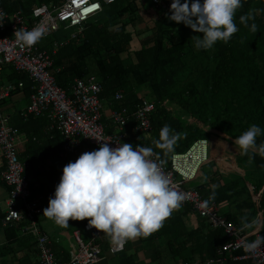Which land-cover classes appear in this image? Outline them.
Listing matches in <instances>:
<instances>
[{
    "label": "trees",
    "instance_id": "trees-1",
    "mask_svg": "<svg viewBox=\"0 0 264 264\" xmlns=\"http://www.w3.org/2000/svg\"><path fill=\"white\" fill-rule=\"evenodd\" d=\"M59 1L0 0V7L9 15L22 12L29 17L37 7ZM136 1L116 0L105 6L86 24L82 35L57 49L50 74L68 95L74 79L89 75L100 81L101 99L108 101L122 90L125 99L114 106L129 110L130 129L136 125L132 116L142 102L140 93L146 90L155 103L150 117L153 130L149 134L128 130L125 145L131 151H153L169 165L173 154L185 153L197 140L208 136L240 146L238 159L250 163L251 173L215 190L207 184L194 189L215 203L231 204L248 196L254 211L247 221L258 214L262 221L260 232L250 237L242 234L247 239L256 234L264 237V0H162L170 6L154 8L158 17L149 29ZM140 24L145 27L137 31ZM147 32L148 36L139 39ZM56 34L39 40L40 46L51 51L53 43L65 42H60ZM8 79L16 86L19 81H28L26 75L13 69ZM31 88V82L23 83L29 97ZM19 119L20 125L15 128L31 134L26 157L39 163L57 159L62 139L56 130L48 131L45 118ZM29 125L30 133L25 130ZM51 195L47 194L48 201ZM189 213L197 215L189 205L179 206L154 220L140 236L142 248L155 250L153 241L162 239L170 256L167 264H207L216 258L217 250L230 238L223 228L212 229L198 215L197 227L188 229L183 217ZM223 216L227 224L240 230L246 224ZM98 243L102 251L107 248V232ZM125 249L118 255H125ZM157 253L161 257V252ZM239 255L241 251H225L223 262L216 264H254L236 260ZM123 263L137 264L131 256L124 257Z\"/></svg>",
    "mask_w": 264,
    "mask_h": 264
},
{
    "label": "built area",
    "instance_id": "built-area-1",
    "mask_svg": "<svg viewBox=\"0 0 264 264\" xmlns=\"http://www.w3.org/2000/svg\"><path fill=\"white\" fill-rule=\"evenodd\" d=\"M116 0H60L58 4L41 5L26 17L22 12L11 15L0 7V75L4 68L11 67L24 74L32 83L29 105L20 112V117L45 118L48 131L56 130L62 146L59 156L63 160L78 154L99 153L103 160L125 171L133 192L111 201L110 216L106 221L97 218L85 220L82 230L88 241L82 239L81 231H75L77 250L68 262L56 256L51 240L38 224L43 214L40 204L42 197L32 199L30 182L25 175L26 164L19 159L17 142L20 131L9 125V118L0 111V157L3 161L1 180L8 188L7 214L2 224L24 222L22 235L34 239L40 264H97L102 259V248L98 243L102 235L108 233V251L119 254L126 247V239L116 229V218L133 209L134 200L143 191L150 189L154 198L147 204L148 215L152 219H161L176 211L179 206L189 205L194 213L204 219L212 229L223 228L230 242L217 250V257L207 264L222 263L225 251H241L236 260H250L254 264H264V237L256 234L247 239L240 229L227 224L221 210L227 203H215L204 199L194 189H185V183L194 181L202 167L208 164L209 141L197 140L183 154H173L168 165L155 152L141 148L129 150L125 142L127 132L144 134L152 132L151 115L155 110L154 100L143 97L133 114L136 123L129 127V110L125 107L115 108L116 102L125 99V93L117 91L110 104L109 123L103 121L104 101L100 98L102 86L97 76L76 78L70 95L61 89L50 74L52 57L57 49L71 40L77 39L85 30L88 21L98 17L105 6ZM146 1L153 8L163 5L162 0H137L143 6ZM74 29L69 39L63 43L55 42L51 51L43 49L39 40L58 33L60 29ZM23 83H8L0 90V102ZM181 177L180 181L176 178Z\"/></svg>",
    "mask_w": 264,
    "mask_h": 264
},
{
    "label": "crops",
    "instance_id": "crops-1",
    "mask_svg": "<svg viewBox=\"0 0 264 264\" xmlns=\"http://www.w3.org/2000/svg\"><path fill=\"white\" fill-rule=\"evenodd\" d=\"M138 8L141 10L143 6L138 5ZM139 26L145 27V24ZM42 48L46 49V46ZM11 70V67L3 69L0 75V90L10 83L8 75ZM29 82L31 81L28 79L21 83L29 84ZM11 83L16 85L15 82ZM140 96L141 98L149 97L146 90H143ZM103 101V121L107 124L113 106L110 100L103 99ZM28 105V93L23 87H17L0 102V111L2 115L9 118V125L15 128L20 121V112ZM30 129V125L25 127L29 133ZM30 137L31 134H26L23 130L20 132L17 151L26 164L25 175L31 185L32 199L42 197L40 204L43 214L38 219V224L41 231L51 240L56 256L68 262L77 250L74 232L81 231L82 235V226L88 218L106 221L110 216L112 199L133 192L135 186L131 184L130 177L125 171L106 163L97 152L91 155L84 153L74 155L67 160L61 159L58 155L57 159L48 158L41 163L35 162L34 158L26 157L25 154ZM32 140L34 141L33 137ZM47 148L50 146L47 145ZM208 150L212 162L202 167L194 180L198 182L196 186L207 184L209 189L215 190L229 180L245 177V174L252 172L250 163L240 162L238 159L239 146L212 136ZM32 160L35 163H31ZM2 171L3 161L0 157V264H40L34 239L21 233L24 222L3 227L2 221L7 214L8 188L1 180ZM47 194H52L50 201L46 197ZM62 196H64L62 200H56ZM154 196L150 189L143 191L134 200L133 209L116 218V229L126 239L125 255L110 254L107 245V248L103 250L101 261L97 264H124L123 259L126 256H131L137 264H167L170 261L162 239L153 241L155 250H145L140 243L141 234L155 223V219L150 218L147 210V204ZM226 203L227 206L221 210V214L246 223L241 226L243 233L250 237L260 232L261 214L247 221V217L254 211L251 206L253 202L248 196H243L231 204ZM183 219L188 229L197 227L199 223L197 215L193 213H189ZM157 252H161V257Z\"/></svg>",
    "mask_w": 264,
    "mask_h": 264
},
{
    "label": "rangeland",
    "instance_id": "rangeland-1",
    "mask_svg": "<svg viewBox=\"0 0 264 264\" xmlns=\"http://www.w3.org/2000/svg\"><path fill=\"white\" fill-rule=\"evenodd\" d=\"M143 3H144L143 8H141L140 14H142V16L144 17L146 24H147V27L149 29L150 27L153 26L152 21L156 20L158 16L154 12V8L150 4H147L146 1H144ZM88 23H90V22L88 21L87 24ZM142 29H144V26H141V27L139 26L136 30L141 31ZM73 32H74V29L65 30V29L61 28L60 31L56 35L58 36L59 41L62 42V41L69 39L71 33H73ZM149 34H150V32H147L146 34L140 36L139 39H143L144 37L148 36ZM212 136L207 137L208 141H210L212 139ZM239 148H241V147L239 146ZM176 180L180 181L181 177H177ZM196 184H198L197 181H191L189 183H185L182 187L185 189H191V188L195 187ZM83 235H85L86 237ZM81 236H82L83 241H85V242L88 241V236L86 235V233L83 232V230H82Z\"/></svg>",
    "mask_w": 264,
    "mask_h": 264
}]
</instances>
